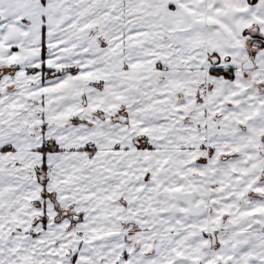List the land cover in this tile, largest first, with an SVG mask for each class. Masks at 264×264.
Instances as JSON below:
<instances>
[{"label": "snow or ice", "instance_id": "6c2138e0", "mask_svg": "<svg viewBox=\"0 0 264 264\" xmlns=\"http://www.w3.org/2000/svg\"><path fill=\"white\" fill-rule=\"evenodd\" d=\"M0 264H264V0H0Z\"/></svg>", "mask_w": 264, "mask_h": 264}]
</instances>
